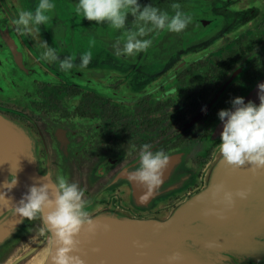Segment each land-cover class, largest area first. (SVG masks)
I'll return each mask as SVG.
<instances>
[{
	"label": "flooded vegetation",
	"instance_id": "flooded-vegetation-1",
	"mask_svg": "<svg viewBox=\"0 0 264 264\" xmlns=\"http://www.w3.org/2000/svg\"><path fill=\"white\" fill-rule=\"evenodd\" d=\"M243 1L240 6L257 10L246 27L189 55L177 70L150 77L152 83L133 93L125 88L126 77L88 89L43 77L30 79L23 69L24 56H18L20 65L6 30L2 38L10 39L11 46L7 44L6 57L0 58V105L5 108L0 113L24 128L25 148L32 150L29 155L35 161L32 166L53 171L55 182L62 176L78 184L84 190L86 212L110 210L119 217L139 211L129 195L134 182L128 175L139 166L144 144L169 157L163 173L182 171L185 179L180 184L187 185L188 192L194 189L218 151L223 127L218 112L231 109L235 97L259 104L257 85L264 83V0ZM226 4L232 8L238 2ZM0 10L7 14L1 5ZM15 37L25 48L21 37ZM252 58L260 60L257 79L251 76L255 74L250 70ZM138 77L139 82L148 79L143 74ZM174 198L165 197L161 203ZM36 222L28 220L29 229ZM38 230L35 235H42L40 240L44 236Z\"/></svg>",
	"mask_w": 264,
	"mask_h": 264
},
{
	"label": "water",
	"instance_id": "water-1",
	"mask_svg": "<svg viewBox=\"0 0 264 264\" xmlns=\"http://www.w3.org/2000/svg\"><path fill=\"white\" fill-rule=\"evenodd\" d=\"M5 1L11 10L14 9V0ZM18 2L27 5V8L23 6L24 8L34 11L39 0H17ZM51 2L55 5L52 9V24L57 23L49 27L47 23L35 26L33 32L40 40L47 44L53 43V31L50 28L57 29L59 26L60 35L67 36L66 39L60 40V52H64V55L67 52L68 56L75 59V63L82 55V46L85 52L91 51V62L99 60L104 65V56L115 57L119 63L117 66L123 73L125 69H130L128 74L132 75L134 83L136 73L144 69L146 58L149 63L155 59L163 60L161 63L150 64L151 70L145 68L159 74L177 58L178 53L189 56L196 43L201 47L204 43L203 37H209L210 30L217 24L216 20L204 17L214 9L215 1H212L208 8L206 0H138L142 6L151 4L170 16L175 11L171 5L178 3L181 6L179 10L193 18L180 33L169 32L167 29L154 30L143 37L142 39L152 41L146 51L132 56H116L113 45L120 41L122 47L126 30H135L131 16L128 17L126 28L117 30L106 22L98 24L78 15L75 11L78 0ZM62 11L65 12V19ZM59 21L66 25L60 24ZM191 26L197 27V30H190ZM77 27L82 28L76 30ZM83 33L85 38L82 37ZM10 41L5 39L11 46ZM175 44H179V47L174 48ZM18 56L16 60L20 61ZM132 58L136 59L132 61ZM26 139L21 126L0 118V193H6V199L10 200V204L0 202V220L12 211L14 205H18L31 186H40L47 182L41 179L43 176L39 173L26 167L25 162H35L29 155L32 150L25 148L28 146ZM250 168L249 164L241 168L226 165L217 151L207 170L203 190L179 205L170 222L165 219L145 222L131 217L121 219L110 210L88 211L95 228L91 231L87 225L81 228L75 237L78 240L77 250L72 254L79 256L84 264H264V258L260 259V254H264V182L261 181L264 180V169L251 171ZM14 176L17 183L9 191L3 185ZM218 185L233 194L241 190L247 191V198L241 200L234 196L233 204L225 205L219 198L213 199L211 196L213 188ZM129 189L131 193L133 186ZM35 221H39L41 233L45 238L32 243L26 253L22 252L20 257H15L9 264H20L25 259L28 261L25 264H51V256L55 252L54 237L42 215L37 216ZM23 229L29 230L28 219L17 215L13 220L1 225L0 251L7 248L5 246L9 244L7 242L10 236H15L16 231L19 234ZM42 246L45 250L40 255L38 251ZM170 257L176 259H169Z\"/></svg>",
	"mask_w": 264,
	"mask_h": 264
},
{
	"label": "clouds",
	"instance_id": "clouds-1",
	"mask_svg": "<svg viewBox=\"0 0 264 264\" xmlns=\"http://www.w3.org/2000/svg\"><path fill=\"white\" fill-rule=\"evenodd\" d=\"M51 0H39L34 11H21L18 18L12 21L15 31L20 35L30 33L35 26L45 24L49 20L47 12L54 9ZM180 4L173 3L171 8L174 15L160 10L151 4L141 5L138 0H78L75 11L84 19L96 23H108L113 29H125L128 17H132L134 26L126 30V38L122 47L117 41L113 47L116 56H132L146 51L152 41L142 39L154 30L167 29L169 32L180 33L191 22V17L184 15L179 9ZM45 51L41 59L55 62L59 59L52 47L43 43ZM80 67H87L92 60L91 51L79 57ZM74 67L73 57L68 56L60 60L61 71H69ZM259 104L252 101L245 103L243 97L231 100V109L218 112L222 122L220 143L217 145L224 163L233 168H241L245 164L251 165L249 170L264 169V83L257 85ZM151 145L144 144L139 153V166L129 173L130 182L142 185L146 191L139 197L140 203H146L153 191L162 183L163 171L167 167L169 157L163 151H151ZM40 186L33 185L22 196L18 205L12 207L15 215L28 220L35 219L38 214L43 219L54 237L55 252L51 256V264H84L77 255L78 240L75 239L85 225L91 231L94 222L84 210L87 201L83 199L84 190L76 183H69L64 177L58 176L55 183L51 182L50 174L41 178ZM17 183L14 176L4 183L3 187L11 190ZM247 191H237L235 194L224 191L222 186H216L211 192L213 199L219 198L225 205L231 206L234 196L243 200ZM0 202L10 204L6 193H0ZM222 218V217H221ZM169 259H176L170 257Z\"/></svg>",
	"mask_w": 264,
	"mask_h": 264
},
{
	"label": "rangeland",
	"instance_id": "rangeland-1",
	"mask_svg": "<svg viewBox=\"0 0 264 264\" xmlns=\"http://www.w3.org/2000/svg\"><path fill=\"white\" fill-rule=\"evenodd\" d=\"M212 1L213 2L215 1L213 5L214 9L210 10V12L207 15H204V17H206L207 19L211 18V20H216V21L217 19H220L221 21L219 22V24H216L215 28H212L210 30V33L208 34L210 35L209 37L207 36L203 37L204 39L202 40H204V43L201 45V47H198L199 46L198 43L195 44V47L192 48L193 51L191 52L192 53L190 55L191 57L193 55L198 54L199 52L204 51L207 48L216 46L217 43L221 41L224 37L231 35L234 32L246 27L248 20H250L251 17H253L257 13V10L254 8L249 9L247 7H244L245 4L240 6V4L244 3L243 0H240V1L239 0H206L207 5L209 6L208 8H210ZM236 1L238 2V4L236 5L237 7L234 6L232 8H227L228 5L226 3L233 2L234 4H236ZM0 5L2 9H4L7 13L6 15L2 14L1 13L2 11L0 10V58L6 57L5 50L7 48V43L3 40L2 37L4 36V32L7 30L10 38L12 37L11 40H14L13 42L16 46V49H15L16 54L19 55L20 53H22L24 56L23 60L26 66L25 67L23 66V69L26 68V70L24 69V71L31 74V76H29L30 79L37 78V77H43L42 79L45 81L61 82V83L68 84V85L73 84L75 86L77 85L79 87L88 89L92 86V84H95L93 85V87L96 86V84L98 83L102 84L104 82H110L111 84H115L118 81L123 80V77L124 78L126 77L127 80L125 81V88H127V90L129 91H132L133 93L135 91V88L148 85V83H152V81H150L151 80L150 77L155 76L159 78L164 73H171L172 71L177 70L183 64V62L187 60V57H189V56H184L181 53H178L177 58L173 59V62L169 66L164 68L163 71H161L159 74H154L152 71H149L151 70L150 64L161 63L163 62V60L155 59V60H151V63H149L148 59L146 58L144 60V66H143L144 69L139 70L136 73L135 78L139 80L138 76L140 75L142 76L143 74L144 78H148V79L145 80L144 82H139L135 80V83L133 79L131 78L132 75L128 74V72H130L129 71L130 69L129 68L125 69L126 71L123 73L121 68L117 66L119 64L117 59L112 56L110 58L108 56H104V60L102 59V56H100V59L103 60L104 65L99 60H95L93 62H90V64L84 68H81L79 66L81 63L80 59L76 60V63L74 62L75 59H73L74 67L67 72L61 71L59 68L60 60H63L65 57H68V55H67V52H66V55H64L65 54L64 52H60V47H61L60 40L61 38L66 39L67 36L66 34L60 35L59 26H57V29H55V27L50 28V30L53 31V34H52L53 36L51 37L52 39H54V42L51 44H47L49 47H52L53 49L56 50L57 55L59 56V59L55 62L45 61L40 58L41 53L45 51V48L43 47L44 42L40 40L36 34H34L33 30L30 33L25 34V35L18 34L15 31V26L12 23L14 19L18 18L19 12L30 11L29 8H28L29 10L26 9L27 5H23L22 3H19V2L17 3V0H14L12 4L14 8L13 10L10 9V6L6 5L5 0H0ZM23 6H25L26 8H24ZM246 8L247 10H245ZM211 9H212V6H211ZM62 14L64 18L65 12L62 11ZM174 14H175V11L173 15ZM46 15L49 16V20L46 22L48 24V27L50 25L54 26V24H56L57 22L52 24V20H51L52 10L47 12ZM60 24L64 26L66 25L61 22ZM81 28L82 27H77L76 30L78 29L81 30ZM190 30H197V27L191 26ZM82 31L84 32L83 29ZM15 35H19L22 39H24L23 42H25L24 43L25 48L19 45L18 43L19 41L17 37H15ZM82 37L85 38L84 33L82 34ZM29 40L31 42H29ZM3 41L6 44H3L4 43ZM78 41H80V39H78ZM197 41H200V40H197ZM176 47H179V44H175L174 48ZM171 48L175 50L173 46ZM81 50L82 51L80 52V54H83L85 52L84 46H82ZM135 59L136 58H132V61H134ZM251 60H252V63H251L252 69L250 70H252L251 72L256 74L257 73L256 69L259 66L258 64H260V60L258 61L257 59H254V58H252ZM19 64H20V61H19ZM128 66L130 67L131 65H128ZM243 67L245 68L246 65L244 64ZM145 68L149 70H146ZM255 74L251 76L254 79H257L259 77V74H256V75ZM263 74H260V76H262ZM1 107L2 106L0 105L1 110L5 109L4 107L2 108ZM0 118L3 119L4 121L7 120L17 125L15 121L10 120L6 115H3L1 113H0ZM18 125L21 126L22 129H24L22 125L20 124ZM25 163H26V167L32 172L34 171L36 173L45 174L47 176L50 174L51 182L55 183V181L53 180L54 178L53 171H50V169H47L45 166L37 167L36 165V167H33L32 163L31 164H29L28 162H25ZM14 216H15L14 212L9 211L7 214H5V216H3L4 217L3 220L2 219L0 220V226L9 222L10 220H13ZM38 222L39 221L33 224V226L29 230L23 229V231L19 232V234L16 231L14 233L15 236H10L11 238L7 242L9 244L5 246L8 249L3 248L0 251V264H9V262L13 260L15 257L23 254L25 251L27 252L28 251L27 248L30 247L31 243L34 240H39V238L42 237V235L40 234L35 235V233L39 231L38 229L41 230V227L38 224ZM27 237L28 238L32 237V238H29L26 241ZM44 248L45 247L42 246L39 249V251L37 250L38 252H40V255H42V252L45 250ZM260 255H261L260 259L264 258V254H260ZM26 262L28 261L25 259L20 264H25ZM30 262H32V259H30Z\"/></svg>",
	"mask_w": 264,
	"mask_h": 264
},
{
	"label": "crops",
	"instance_id": "crops-1",
	"mask_svg": "<svg viewBox=\"0 0 264 264\" xmlns=\"http://www.w3.org/2000/svg\"><path fill=\"white\" fill-rule=\"evenodd\" d=\"M215 153H213L212 159L203 169L202 177L199 179V181H196V187L189 192L187 191V185L180 184V179H185L180 176L182 171L176 170H168L163 173L161 185L153 191L152 195L148 198L146 203L139 202V197L146 191V189L142 185L134 183L132 185L133 190L129 195L132 199V202L139 211L136 213L126 211L123 215L120 216V218L126 219L128 217H131L132 219L142 222L155 220L162 221V219H165L166 221L170 222L171 217H173L174 211L177 209V207H179V205L186 203L187 200L191 199V197L203 190L206 181V173L210 168V164ZM185 173L186 172H184V174ZM261 181L264 182V180ZM263 186L264 185H262V187ZM165 197H170V199L172 197L175 198L172 199L169 203L163 204L161 202Z\"/></svg>",
	"mask_w": 264,
	"mask_h": 264
}]
</instances>
